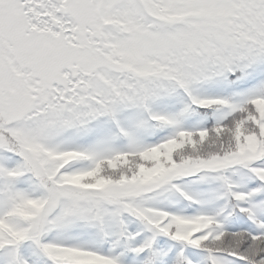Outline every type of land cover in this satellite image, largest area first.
<instances>
[{
  "label": "snow or ice",
  "instance_id": "1",
  "mask_svg": "<svg viewBox=\"0 0 264 264\" xmlns=\"http://www.w3.org/2000/svg\"><path fill=\"white\" fill-rule=\"evenodd\" d=\"M0 264H264V0H0Z\"/></svg>",
  "mask_w": 264,
  "mask_h": 264
}]
</instances>
